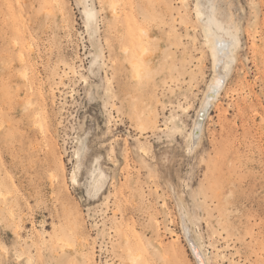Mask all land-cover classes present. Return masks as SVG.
Wrapping results in <instances>:
<instances>
[{
    "label": "rangeland",
    "instance_id": "1",
    "mask_svg": "<svg viewBox=\"0 0 264 264\" xmlns=\"http://www.w3.org/2000/svg\"><path fill=\"white\" fill-rule=\"evenodd\" d=\"M193 244L264 264V0H0V264H200Z\"/></svg>",
    "mask_w": 264,
    "mask_h": 264
},
{
    "label": "bare ground",
    "instance_id": "2",
    "mask_svg": "<svg viewBox=\"0 0 264 264\" xmlns=\"http://www.w3.org/2000/svg\"><path fill=\"white\" fill-rule=\"evenodd\" d=\"M115 10V9H114ZM144 32L149 35V33L147 32V30L144 29ZM233 36V35H231ZM137 39L141 41V35L137 36ZM236 40V38L233 36L231 40H227L225 39V37L223 36H219L217 38V45L214 48V52L216 57H220V60L222 58V60L224 61V69L225 72L223 75H218L216 76L215 80L212 82V84L210 85V89H209V93L206 94L204 103L202 104V110L205 112L207 107L209 106V104L214 101L215 98H217V95L219 93V91L221 90L223 83H224V79L227 76V74H229V70H230V66H231V62L234 61V57L232 54V45L234 43V41ZM145 50V49H143ZM144 52V51H143ZM217 58L216 62L219 61ZM221 60V61H222ZM220 61V62H221ZM219 62V63H220ZM219 63H216V66L219 65ZM222 63V62H221ZM220 63V64H221ZM132 64L134 66L135 71L137 72L138 75H141L143 73L144 68L142 67L141 61L138 58H134L132 60ZM218 64V65H217ZM222 65V64H221ZM223 67V66H222ZM201 127V126H200ZM201 129V128H200ZM2 193V192H1ZM3 194H1L2 196ZM3 199V198H2ZM3 201V200H2ZM5 201V199H4ZM11 216V215H10ZM139 242V241H138ZM141 242V241H140ZM140 242L138 244H140ZM137 245V243H136ZM138 246V245H137ZM139 248V247H138ZM137 248V249H138ZM193 249L194 252L199 260L200 264H206L205 258L202 254L201 249H199V247H197L195 244H193ZM140 251V250H139ZM138 252V251H137ZM142 252L141 253H137L136 255H134V260L132 261L133 263H135V260H137L138 258L142 257ZM163 256V255H162Z\"/></svg>",
    "mask_w": 264,
    "mask_h": 264
}]
</instances>
